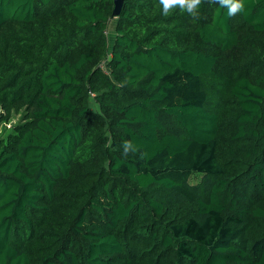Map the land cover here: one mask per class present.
<instances>
[{"label": "trees", "instance_id": "16d2710c", "mask_svg": "<svg viewBox=\"0 0 264 264\" xmlns=\"http://www.w3.org/2000/svg\"><path fill=\"white\" fill-rule=\"evenodd\" d=\"M244 4L0 0V264H264V0Z\"/></svg>", "mask_w": 264, "mask_h": 264}, {"label": "clouds", "instance_id": "9594fccd", "mask_svg": "<svg viewBox=\"0 0 264 264\" xmlns=\"http://www.w3.org/2000/svg\"><path fill=\"white\" fill-rule=\"evenodd\" d=\"M209 2L216 3L222 8L226 7L229 16H235L245 10L244 0H209ZM177 3L183 10L195 17L198 15L202 0H177Z\"/></svg>", "mask_w": 264, "mask_h": 264}, {"label": "rangeland", "instance_id": "374dc122", "mask_svg": "<svg viewBox=\"0 0 264 264\" xmlns=\"http://www.w3.org/2000/svg\"><path fill=\"white\" fill-rule=\"evenodd\" d=\"M114 22L113 21H111L110 23H109V26H108V39H109V41L111 42V40L113 39V24ZM90 104H91V106L94 108V109H97L98 108V106H97V104H96V102L93 100V99H90ZM200 180V174H197V173H195V174H192L191 175V177H190V181L192 182V183H195V182H197V181H199Z\"/></svg>", "mask_w": 264, "mask_h": 264}, {"label": "water", "instance_id": "95a60500", "mask_svg": "<svg viewBox=\"0 0 264 264\" xmlns=\"http://www.w3.org/2000/svg\"><path fill=\"white\" fill-rule=\"evenodd\" d=\"M123 1L124 0H113V2H114V8L112 11L113 17L117 16L120 13V10H121L122 5H123Z\"/></svg>", "mask_w": 264, "mask_h": 264}]
</instances>
